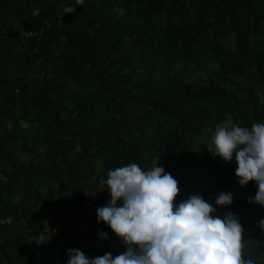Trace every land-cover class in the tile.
Returning <instances> with one entry per match:
<instances>
[{
	"label": "trees",
	"instance_id": "obj_1",
	"mask_svg": "<svg viewBox=\"0 0 264 264\" xmlns=\"http://www.w3.org/2000/svg\"><path fill=\"white\" fill-rule=\"evenodd\" d=\"M228 116L264 123V0H0V214L14 219L0 225V264L123 254L98 221L111 199L100 180L158 159L176 206L199 195L213 216L234 214L244 258L264 264L258 185L207 147ZM86 191L99 198L89 207Z\"/></svg>",
	"mask_w": 264,
	"mask_h": 264
},
{
	"label": "clouds",
	"instance_id": "obj_2",
	"mask_svg": "<svg viewBox=\"0 0 264 264\" xmlns=\"http://www.w3.org/2000/svg\"><path fill=\"white\" fill-rule=\"evenodd\" d=\"M78 2L83 4V0ZM208 131L213 132L209 151L225 162L235 158L240 185L250 181L258 185L249 202L264 206V123L244 127L228 116ZM158 162L147 171L136 163L118 167L100 180L111 199L97 209L98 221L106 223L127 250L115 258L111 253L89 258L78 249H69L68 264H255L243 256L244 229L238 217L230 212L223 219L213 216L216 208L199 195L176 206L178 181ZM232 203L230 192H221L216 199L219 206ZM259 227L264 229V219ZM43 241L41 236L38 243Z\"/></svg>",
	"mask_w": 264,
	"mask_h": 264
},
{
	"label": "built area",
	"instance_id": "obj_3",
	"mask_svg": "<svg viewBox=\"0 0 264 264\" xmlns=\"http://www.w3.org/2000/svg\"><path fill=\"white\" fill-rule=\"evenodd\" d=\"M40 34V33H39ZM37 33H28V36H36L39 35ZM86 199H87V207L93 205L95 202L98 201V196L90 194L89 191L85 192ZM14 222V219L11 216H7L6 218H2L0 214V225H6V224H12ZM67 219L64 218L61 221L57 223L47 224L43 226V231L49 235H55L58 234L59 231L62 229V227L66 224ZM18 223L24 225L26 228H29V223L24 218H21Z\"/></svg>",
	"mask_w": 264,
	"mask_h": 264
},
{
	"label": "rangeland",
	"instance_id": "obj_4",
	"mask_svg": "<svg viewBox=\"0 0 264 264\" xmlns=\"http://www.w3.org/2000/svg\"><path fill=\"white\" fill-rule=\"evenodd\" d=\"M228 40H230V41H232L233 40V38L232 37H229V38H227Z\"/></svg>",
	"mask_w": 264,
	"mask_h": 264
}]
</instances>
